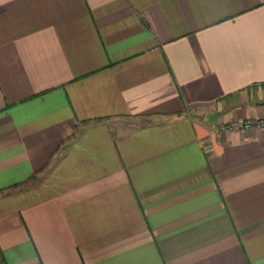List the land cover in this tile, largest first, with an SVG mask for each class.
Listing matches in <instances>:
<instances>
[{
	"label": "crops",
	"instance_id": "0c3cea01",
	"mask_svg": "<svg viewBox=\"0 0 264 264\" xmlns=\"http://www.w3.org/2000/svg\"><path fill=\"white\" fill-rule=\"evenodd\" d=\"M264 0H0V264H264Z\"/></svg>",
	"mask_w": 264,
	"mask_h": 264
},
{
	"label": "built area",
	"instance_id": "2783aa9c",
	"mask_svg": "<svg viewBox=\"0 0 264 264\" xmlns=\"http://www.w3.org/2000/svg\"><path fill=\"white\" fill-rule=\"evenodd\" d=\"M262 127L264 126V120H243V118L241 120H238L236 122H234L233 124L224 127V129H237L240 131H244L246 129H248L249 127Z\"/></svg>",
	"mask_w": 264,
	"mask_h": 264
}]
</instances>
